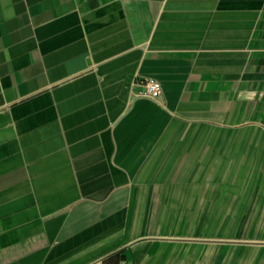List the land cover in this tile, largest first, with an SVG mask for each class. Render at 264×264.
<instances>
[{
	"label": "crops",
	"instance_id": "1",
	"mask_svg": "<svg viewBox=\"0 0 264 264\" xmlns=\"http://www.w3.org/2000/svg\"><path fill=\"white\" fill-rule=\"evenodd\" d=\"M0 264H264V0H0Z\"/></svg>",
	"mask_w": 264,
	"mask_h": 264
},
{
	"label": "built area",
	"instance_id": "2",
	"mask_svg": "<svg viewBox=\"0 0 264 264\" xmlns=\"http://www.w3.org/2000/svg\"><path fill=\"white\" fill-rule=\"evenodd\" d=\"M161 88V83L160 81L156 80V79H149V80H145L142 84H141V90L140 93L141 94H153L157 91H159Z\"/></svg>",
	"mask_w": 264,
	"mask_h": 264
}]
</instances>
